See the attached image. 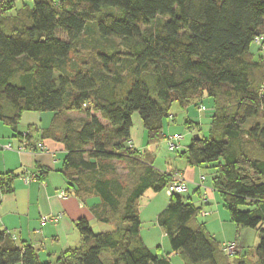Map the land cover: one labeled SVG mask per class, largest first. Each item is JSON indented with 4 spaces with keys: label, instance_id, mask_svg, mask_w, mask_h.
I'll use <instances>...</instances> for the list:
<instances>
[{
    "label": "trees",
    "instance_id": "16d2710c",
    "mask_svg": "<svg viewBox=\"0 0 264 264\" xmlns=\"http://www.w3.org/2000/svg\"><path fill=\"white\" fill-rule=\"evenodd\" d=\"M84 36L94 53L75 61ZM263 85L264 0L0 1V123L16 133L23 113H53L41 138L64 149L67 193L98 199L91 211L111 228L95 234L77 221L79 247L54 264H170L142 242L138 203L147 190L165 193L175 173L132 147L131 117L138 114L152 147L165 141L173 103L198 109L204 95L213 103L209 138L194 136L174 153L192 167L216 164L211 188L236 227L257 232L255 262L222 253L184 194L168 198L156 223L182 264H264ZM187 127L198 130L189 120ZM15 179L0 177V193ZM0 264L43 263L3 231Z\"/></svg>",
    "mask_w": 264,
    "mask_h": 264
},
{
    "label": "crops",
    "instance_id": "0c3cea01",
    "mask_svg": "<svg viewBox=\"0 0 264 264\" xmlns=\"http://www.w3.org/2000/svg\"><path fill=\"white\" fill-rule=\"evenodd\" d=\"M24 4L31 5L29 1H25ZM197 113L199 116L202 114L198 109ZM53 117V113H40L24 125H20L19 121L16 133H12L8 127L0 123V146L9 145L13 149L8 151L0 147V177L7 174L16 177L11 192L0 193V232H9L19 246L23 244L30 246L36 253L39 263L43 264H54L62 253L79 247L80 238L75 228L77 221L85 220L91 229L97 228L99 224L91 208L100 201L92 198L83 203L67 193L66 181L60 174L65 157L64 149L53 140L41 138L42 132L50 127ZM131 121L132 147L140 154L150 156L153 167L158 171L173 172L176 178L188 183V192L184 196L199 209L196 223L203 225L207 234L220 245L234 242L235 254L238 257H246L255 262L253 255L257 244L253 245L258 238L257 232L254 230L248 232L245 228L236 227L231 222L220 195L211 188L216 164L192 167L186 162L178 165L163 161L156 154L160 143L152 147L146 145L145 131L137 113L132 115ZM167 131H164L165 136L175 135L168 129ZM18 148L23 149L16 151ZM40 171L45 172L43 179L39 177ZM29 176L33 177V180L25 184L24 178ZM201 177L205 179L202 187H199ZM150 192L152 191L147 190L144 195ZM61 193H65L66 197L62 198ZM149 196L150 210L148 207L144 212L139 210V217L142 224L143 217L149 213L150 221L157 229H154L152 234L150 230L142 231L140 227L141 240L156 258H167L170 264H182L179 254L171 252L170 247L169 249L165 247L162 254L159 250L153 252L159 248L156 247L155 234L167 240L156 219L166 208L168 197L165 193L164 199L153 194ZM44 218L55 220L47 222L42 227ZM251 236L253 244L249 246L248 238ZM150 241L153 246H149Z\"/></svg>",
    "mask_w": 264,
    "mask_h": 264
},
{
    "label": "rangeland",
    "instance_id": "374dc122",
    "mask_svg": "<svg viewBox=\"0 0 264 264\" xmlns=\"http://www.w3.org/2000/svg\"><path fill=\"white\" fill-rule=\"evenodd\" d=\"M16 9L18 10L21 7V2L16 1ZM93 38L91 37H87L84 36L81 40V42L77 45L76 47V52L73 55V59L75 61H84L87 60L89 57H92L94 51L93 50ZM256 46L252 45L251 46V52L255 53L256 52ZM254 60H258V56L254 57ZM263 95H264V85H263ZM200 105H203L205 107V111L201 114V116H199V114L197 113V108L192 105L191 107H189L186 110H182L176 103H173L171 109H170V116L171 118H174V122H172V124H170L171 119H169L168 124H169V128L166 127L165 130L167 131V129L169 130L170 133H173L175 135H181L183 140L180 144L181 148H179L177 150L178 153L180 152H186L187 148L189 147V145L191 144V141L193 140L194 136H198L200 139H208L210 136V123H211V117H212V107H213V103L212 100L210 98H208L206 95H204V98L202 99V101H200ZM36 115H40V113H30V112H26L23 113L21 120H20V125H24L28 122V120H30L33 116ZM74 117H80L79 115L75 114ZM188 120L190 122H193V124H198V130L195 129H188L187 127V122ZM259 122L258 120H253V121H249L247 124V128H249L251 125L255 124ZM168 133V131L166 132ZM158 150V151H157ZM156 150V154L158 155V157L160 159H162L165 162H173L175 164H183L185 163V158H180L177 156V152L176 153H170L167 151L165 142H162L158 145ZM175 161V162H174ZM115 166L118 168L119 174H124V164H120V163H115ZM150 192L149 194L143 195L138 203V208L140 210V212H144L149 209L150 206V202H149V195H157L160 198L164 199V193H157L154 194ZM168 202V201H167ZM144 216V215H143ZM144 221L141 224L142 226V231H147L150 230L151 233H154V229H157V227L151 223V219L149 217V213H146L145 216L143 217ZM111 228L102 224H98L97 228H92L93 232L95 234L100 233V232H106L109 231ZM246 231L251 232L253 230H249L247 229ZM155 241H156V247H159L158 249H154V253L157 252V250H159V252L162 254L165 250V247L167 249H169L168 246V241L166 239L161 238L160 235L155 234ZM154 242V241H153ZM252 236L251 238H248V245L250 246L252 243ZM255 245L258 244V238H256L255 240ZM149 246H153V243L150 241Z\"/></svg>",
    "mask_w": 264,
    "mask_h": 264
},
{
    "label": "built area",
    "instance_id": "2783aa9c",
    "mask_svg": "<svg viewBox=\"0 0 264 264\" xmlns=\"http://www.w3.org/2000/svg\"><path fill=\"white\" fill-rule=\"evenodd\" d=\"M261 39H258L255 41L257 45H260ZM206 109L204 107L198 108V111L200 113H203ZM183 138L181 135H170L165 137V145L167 147V151L170 153H174L178 147L180 141H182ZM2 150H8L12 151L13 149L9 145L0 146ZM23 148H18L16 151H21ZM175 180L165 189V195L169 198L173 195H180V194H186L188 192V183L186 181H182L179 178H174ZM204 177L200 178V185L199 187H202V182L204 181ZM33 180V177H26L24 178L25 184H28L30 181ZM60 196L62 198H65L66 195L64 193H61ZM55 219H43L41 226L43 227L47 222L53 221ZM221 251L228 257H232L235 255L236 252V244L234 242H229L221 245Z\"/></svg>",
    "mask_w": 264,
    "mask_h": 264
},
{
    "label": "water",
    "instance_id": "95a60500",
    "mask_svg": "<svg viewBox=\"0 0 264 264\" xmlns=\"http://www.w3.org/2000/svg\"><path fill=\"white\" fill-rule=\"evenodd\" d=\"M196 139H198V136L196 137Z\"/></svg>",
    "mask_w": 264,
    "mask_h": 264
}]
</instances>
